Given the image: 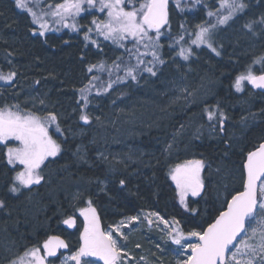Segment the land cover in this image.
<instances>
[{"label": "snow or ice", "instance_id": "obj_1", "mask_svg": "<svg viewBox=\"0 0 264 264\" xmlns=\"http://www.w3.org/2000/svg\"><path fill=\"white\" fill-rule=\"evenodd\" d=\"M14 3L17 9L31 16L40 36L53 30L50 23L79 31L78 17L99 13L100 16L93 15L91 26L84 30L85 46L92 44L100 48L102 38L124 49V55L110 64L98 61L87 66V82L77 90L79 120L84 124L91 123L88 109L94 97L109 94L129 81L136 82L145 73L157 75L158 66L166 63L161 55L162 37L170 40L174 61H190L197 49L220 56L223 45H217L214 39L217 31L241 19L248 8L246 0H218L216 9L207 13L209 19L196 25L194 31L189 32L182 24L181 31L171 36L166 30L170 26V0H61L56 3L14 0ZM174 7L184 11L182 0H174ZM242 27L256 35L257 27L264 31V16L246 21ZM17 75L14 70H0V81L15 87ZM35 83L38 85L39 81ZM246 84L264 90V54L254 56L235 76L231 87L242 93ZM181 91L191 95L186 88ZM13 95L18 97L19 93ZM203 115L212 132H225L228 117L218 103L205 104ZM204 127V124L197 127L196 138L203 134ZM61 138H64L61 117L48 109L44 98L33 96L30 102L21 103L17 99L0 104V166L12 173L9 193L22 195L46 182L45 170L63 151ZM172 148L170 143L165 149L169 157ZM205 167L203 159L177 157L169 163L166 173L174 185L179 205L196 215L198 210L189 209V203L191 198L205 197L202 176ZM237 171L238 182L231 187L227 183L222 185L223 191L217 195L218 206L206 212L202 222L191 231L185 232L178 220L165 219L158 212L127 216L115 225L104 227L89 198L82 201L84 206L76 209L82 217L78 247L72 250L59 235H48L41 244L25 247L8 264H55V259L60 264H154L144 255L134 256L126 245L129 238L126 229L135 230L144 222L150 228L155 225L176 246L175 264H264V139L241 150ZM124 183L120 181L121 185ZM82 195L78 193L74 199L79 201ZM5 207V201L0 199V209ZM76 220L74 214H69L63 224L73 228ZM135 247L139 249L141 245L137 243ZM156 247L159 249L160 245ZM61 250H67L68 254L64 255Z\"/></svg>", "mask_w": 264, "mask_h": 264}, {"label": "rangeland", "instance_id": "obj_2", "mask_svg": "<svg viewBox=\"0 0 264 264\" xmlns=\"http://www.w3.org/2000/svg\"><path fill=\"white\" fill-rule=\"evenodd\" d=\"M246 3L248 8L244 16L230 26L222 27L214 37L217 45H223L220 56L206 49H197L190 61H174L172 57L175 53L169 49L170 40L162 37L161 55L166 63L158 66L157 75L145 73L136 82L129 81L109 94L94 97L88 109L92 118L90 124L79 120L78 91L75 97L72 95L74 102L65 103L63 107V103L55 102L51 97L54 87L48 88V91L41 84L31 85L25 75L19 73L13 59L0 53V70L18 73L15 87L0 86V104L13 103L17 99L21 103L30 102L33 96L44 98L48 109L60 115L66 138V142L61 138V155L45 170V183L22 195L0 192V199L6 204L0 209V264L25 247L41 244V237L52 231L62 232L74 250L78 247L82 219L78 216L74 229L63 224V219L69 214L78 215L76 209L84 206L82 201L92 199L104 227L115 225L127 215L113 206L111 190L127 189V182L134 183L138 177L146 180L148 174L154 176L157 168L168 167L177 157L205 161L206 167L202 172L205 197L191 198L195 200V206L204 212L210 198L217 204V195L223 191V184L231 187L238 182L237 166L224 159L217 164L207 162L208 157L197 148L198 144L207 147L214 143L219 147L229 143L227 147L232 145L234 151L241 152L247 146L248 135L264 121V90L253 89L246 84L245 91L237 93L231 87L235 76L251 63L253 57L264 54V31L257 27V34L252 35L242 27L246 21L264 16V0H246ZM182 4L183 12L172 6L170 26L167 27L171 36L181 31L182 24L189 32L194 31L196 25L209 19L207 13L216 9L218 0H200V3L182 0ZM86 15H83L84 20L77 18L79 31L50 23L53 30L49 32L64 31L69 36L79 32L83 38L84 30L91 26L93 18V15ZM211 19L214 21L215 18ZM57 28L59 31L55 30ZM100 47L97 52L101 55H124V49L102 39ZM233 56L240 57L241 63L227 75L223 70L234 65V61L228 60ZM184 88L191 95L183 93L181 89ZM17 92L19 96L15 97L13 93ZM217 103L228 117L224 133L212 132L203 115L205 104L214 106ZM201 124L205 125L203 134L196 138L194 133ZM170 143L173 145L171 157L165 151ZM1 168L5 172L2 177L4 182L9 183L12 173L5 167ZM86 169L102 170L104 178H89L81 173ZM121 180L124 185L120 184ZM4 185L0 186V191ZM78 193L83 194L79 201L74 199ZM126 194L131 196L132 192ZM147 212H158L165 219L172 220L157 208L144 209L141 214ZM179 222L183 226L184 223ZM144 224L147 225L146 222L141 223L135 230L126 229L128 237Z\"/></svg>", "mask_w": 264, "mask_h": 264}, {"label": "trees", "instance_id": "obj_3", "mask_svg": "<svg viewBox=\"0 0 264 264\" xmlns=\"http://www.w3.org/2000/svg\"><path fill=\"white\" fill-rule=\"evenodd\" d=\"M83 15L78 19L84 20L85 16ZM92 15L99 14L87 13L86 16ZM97 49L91 44L86 47L79 32L73 36L67 35L64 31L62 33L49 32L40 36L38 25L32 23L31 16L27 12L16 8L14 0H0V53L13 59L19 73H23L26 81L31 85L39 81V84L48 91V88L54 87L51 97L55 102L63 103V107L66 106L65 103L74 102L72 95L75 97V92L87 82L89 74L86 73V68L89 64H95L98 61H105L110 64L117 58L106 53L101 55ZM228 60L234 61V65L232 64L234 67L231 66L232 68L223 70V73L227 75L234 72V68L241 63L240 57L237 56L229 57ZM0 86L10 87L2 81H0ZM261 139H264V121L248 135L246 147ZM154 140L153 137L152 141L154 142ZM228 144H222L219 147L214 143L207 147L204 144H198L197 151L208 157L207 162L217 164L224 159L237 166L240 160V152L234 151L232 145L227 147ZM1 167L0 186L4 183L5 185L0 192L10 194L7 190L8 181L4 182L2 178L5 172ZM167 168H157L156 174L153 173L154 176L148 174L146 180L138 177L135 178L134 183L127 182V189L118 190L114 188L116 190H111L110 195L114 199L113 206L127 216L141 214L144 209L157 208V210L165 212L167 217L183 222L182 227L185 232L191 231L202 222L206 212L213 211L217 204L210 198L207 210L204 212L202 208H197L194 204L195 200L191 199L189 209H197L199 215L185 211L176 199L173 191L174 185L167 178ZM101 171L86 169L81 170V173L89 178L98 177L102 179L104 174H101ZM128 191L132 192L131 196L126 194ZM137 243L141 245V248L135 247ZM127 244V247L136 257L144 255L154 261V264H175L177 259L173 251L176 246L171 244L164 233L155 226L150 228L148 225H142L136 233L131 234ZM157 244L160 245L159 249L156 247Z\"/></svg>", "mask_w": 264, "mask_h": 264}, {"label": "flooded vegetation", "instance_id": "obj_4", "mask_svg": "<svg viewBox=\"0 0 264 264\" xmlns=\"http://www.w3.org/2000/svg\"><path fill=\"white\" fill-rule=\"evenodd\" d=\"M173 5H174V0H170V20H171V12H172V6H173ZM77 217H78V216H77ZM80 218L82 219V217H80ZM78 219H79V218H78ZM48 235H59L62 239H65V240L69 243V245H70V247H71V242H69V240H67L68 238H65V237L62 236V232H56V231H53V232H51V233L48 234ZM48 235H46V237H44L43 239H41V242H40V243H42L43 240L46 239ZM61 252H62L64 255H67V254H68V251H67V250H61ZM50 259H52V258H50ZM8 260H9V259H8ZM8 260H6V262H4L3 264H8ZM55 262L58 264L59 259H55Z\"/></svg>", "mask_w": 264, "mask_h": 264}, {"label": "water", "instance_id": "obj_5", "mask_svg": "<svg viewBox=\"0 0 264 264\" xmlns=\"http://www.w3.org/2000/svg\"><path fill=\"white\" fill-rule=\"evenodd\" d=\"M101 221H102V219H101ZM102 225H103V221H102ZM72 229H74V227Z\"/></svg>", "mask_w": 264, "mask_h": 264}]
</instances>
